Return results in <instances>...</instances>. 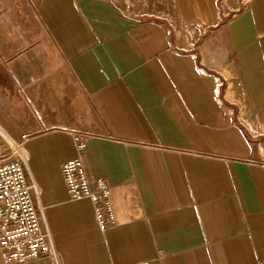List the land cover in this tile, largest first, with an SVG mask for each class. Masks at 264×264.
<instances>
[{
	"label": "crops",
	"instance_id": "1",
	"mask_svg": "<svg viewBox=\"0 0 264 264\" xmlns=\"http://www.w3.org/2000/svg\"><path fill=\"white\" fill-rule=\"evenodd\" d=\"M0 127L58 253L13 264H264V0H0Z\"/></svg>",
	"mask_w": 264,
	"mask_h": 264
},
{
	"label": "built area",
	"instance_id": "2",
	"mask_svg": "<svg viewBox=\"0 0 264 264\" xmlns=\"http://www.w3.org/2000/svg\"><path fill=\"white\" fill-rule=\"evenodd\" d=\"M80 155L88 146L90 134L73 133ZM0 245L7 264L25 263L43 255L58 257L56 245L43 212L41 189L29 171V156L22 143L0 127ZM62 164V174L72 200H89L99 226L115 222L111 187L104 178H92L81 156Z\"/></svg>",
	"mask_w": 264,
	"mask_h": 264
},
{
	"label": "rangeland",
	"instance_id": "3",
	"mask_svg": "<svg viewBox=\"0 0 264 264\" xmlns=\"http://www.w3.org/2000/svg\"><path fill=\"white\" fill-rule=\"evenodd\" d=\"M27 155H28V153H27ZM29 156V155H28Z\"/></svg>",
	"mask_w": 264,
	"mask_h": 264
}]
</instances>
